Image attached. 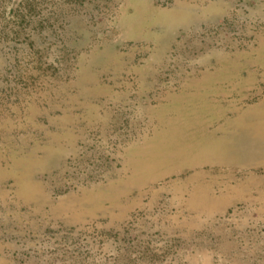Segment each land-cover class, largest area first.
I'll list each match as a JSON object with an SVG mask.
<instances>
[{"label": "rangeland", "instance_id": "obj_1", "mask_svg": "<svg viewBox=\"0 0 264 264\" xmlns=\"http://www.w3.org/2000/svg\"><path fill=\"white\" fill-rule=\"evenodd\" d=\"M0 264H264V0H0Z\"/></svg>", "mask_w": 264, "mask_h": 264}]
</instances>
